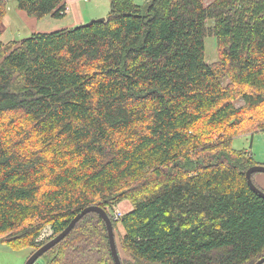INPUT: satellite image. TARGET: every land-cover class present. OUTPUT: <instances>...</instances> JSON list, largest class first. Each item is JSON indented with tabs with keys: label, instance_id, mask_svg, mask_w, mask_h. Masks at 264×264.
Instances as JSON below:
<instances>
[{
	"label": "trees",
	"instance_id": "trees-1",
	"mask_svg": "<svg viewBox=\"0 0 264 264\" xmlns=\"http://www.w3.org/2000/svg\"><path fill=\"white\" fill-rule=\"evenodd\" d=\"M10 1L36 20L66 13L0 0V243L32 255L83 209L128 202L120 247L135 264L262 259L264 200L245 180L260 164L231 143L264 133V0H110L104 22L5 44ZM42 257L114 264L95 213Z\"/></svg>",
	"mask_w": 264,
	"mask_h": 264
},
{
	"label": "rangeland",
	"instance_id": "rangeland-1",
	"mask_svg": "<svg viewBox=\"0 0 264 264\" xmlns=\"http://www.w3.org/2000/svg\"><path fill=\"white\" fill-rule=\"evenodd\" d=\"M140 1L138 5L142 3L143 0H135ZM208 1V0H207ZM97 0L95 1V3ZM94 3L92 2L90 4ZM90 4H86L85 8H89ZM100 9L101 3L97 5ZM103 9H106L103 8ZM109 10L107 11L108 14ZM14 14H16L19 17V20H14ZM20 13L15 8V2L10 1L8 2L7 8H6V16L2 20V28H3V43H10L11 41H16L19 39H23L28 37L30 34H28V30L26 29V24L23 21V18H26L25 15L22 14V16L19 15ZM106 14V15H107ZM8 22L11 24L8 25ZM212 21L207 22V26H211ZM204 57L205 61L208 64L215 63L217 61V51L215 46V39L213 38H206L204 41ZM243 106V101H236L235 102V108H240ZM258 146H264V133H256L252 136L249 135H242L234 138L231 143V148L237 151L244 150V151H252V149L257 148ZM259 148V147H258ZM264 176V175H262ZM261 192L264 193V190L260 188L259 186H256ZM124 206H130L128 202H121L117 206L114 207H106L105 210L108 212L110 217L112 218V214L114 215L117 211L122 215L125 213L123 207ZM115 225L114 230V238L115 243L117 246V251L119 254L120 259L123 261V264H135L134 261L127 258L125 254L121 251L120 247V239L123 236V230L120 226L119 222L114 221L111 219ZM44 231L51 232L48 227H45L44 230H42L41 234L44 233ZM40 234V235H41ZM43 235H47L44 233ZM35 249H24L21 251H13L11 250L7 245L0 243V264H25L27 261L30 253H32ZM48 257H41L39 258L35 264H45Z\"/></svg>",
	"mask_w": 264,
	"mask_h": 264
},
{
	"label": "crops",
	"instance_id": "crops-1",
	"mask_svg": "<svg viewBox=\"0 0 264 264\" xmlns=\"http://www.w3.org/2000/svg\"><path fill=\"white\" fill-rule=\"evenodd\" d=\"M94 3L90 4L92 0L85 2L83 0H66V13L65 17L60 20H55L50 17H45L41 20H36L32 18H23L28 34L32 33H49L62 29H72L84 25L90 21H95L100 18H105L107 11L109 10V1L110 0H93ZM135 4L138 5L140 1L133 0ZM99 2L101 3L100 9L98 8ZM86 4H90L89 8H85ZM106 9H103L105 8ZM20 13V12H19ZM21 14V15H20ZM19 15L22 16L23 13ZM24 15V14H23ZM14 20H19V17L14 14ZM11 22H8L10 25ZM3 39V34L1 40ZM3 41V40H2ZM259 147V148H258ZM255 149L251 147V154L253 159L257 164L264 166V146H258ZM264 174H255L253 176V182L255 186H259L264 190ZM130 205V204H129ZM125 213L131 211V206L123 207Z\"/></svg>",
	"mask_w": 264,
	"mask_h": 264
},
{
	"label": "water",
	"instance_id": "water-1",
	"mask_svg": "<svg viewBox=\"0 0 264 264\" xmlns=\"http://www.w3.org/2000/svg\"><path fill=\"white\" fill-rule=\"evenodd\" d=\"M104 18H100L98 20H95V22H104ZM92 23V21L88 22L87 24ZM255 174H264V166L262 165H255L250 167L245 172V180L247 182V185L249 189L256 194L259 198L264 200V193L261 192L252 182L251 177ZM89 213H95L97 214L105 223L106 231H107V238H108V244L110 253L113 259L114 264H121L120 257L118 255L115 238H114V232L112 227L111 218L108 216L107 212L105 210H102L95 206H90L85 209H83L79 214L75 216L73 220L68 224V226L65 228L64 231H62L59 235L51 239L50 241L46 242L43 246L38 248L32 255L29 256L25 264H35L36 261L41 258L46 252H48L51 248H53L55 245H57L59 242H61L67 234L72 230V228L75 226V224L85 215ZM255 264H264V257L260 260H258Z\"/></svg>",
	"mask_w": 264,
	"mask_h": 264
},
{
	"label": "built area",
	"instance_id": "built-area-1",
	"mask_svg": "<svg viewBox=\"0 0 264 264\" xmlns=\"http://www.w3.org/2000/svg\"><path fill=\"white\" fill-rule=\"evenodd\" d=\"M83 1H85V2H88L89 0H83ZM107 212V211H106ZM107 214H108V212H107ZM108 216L110 217V215L108 214ZM123 216V214L121 215L118 211L113 215L112 214V218L111 219H113L114 221H116V222H119V220L121 219V217ZM49 229V228H48ZM44 233H46L47 235L45 236V235H43ZM44 233H42L40 236H39V238H38V241H40V242H45L46 241V239L51 235V232H46V231H44Z\"/></svg>",
	"mask_w": 264,
	"mask_h": 264
}]
</instances>
